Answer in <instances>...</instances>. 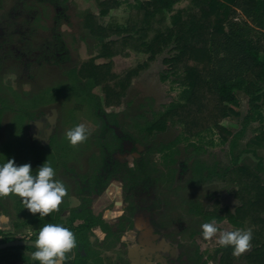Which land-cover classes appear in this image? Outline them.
Returning <instances> with one entry per match:
<instances>
[{
	"label": "rangeland",
	"instance_id": "1",
	"mask_svg": "<svg viewBox=\"0 0 264 264\" xmlns=\"http://www.w3.org/2000/svg\"><path fill=\"white\" fill-rule=\"evenodd\" d=\"M99 1L0 0V92L14 107L1 117L0 163L14 158L17 165L31 163L35 170L47 160L55 169L56 178L66 186V195L59 205L66 217L80 203L87 177L101 164L99 133L103 116L112 132L124 139L127 156L143 154L148 160L150 182L127 198L138 210L142 228L136 233L145 235L147 244L153 242L157 233L170 235L197 264H220V233L210 239L202 235L201 225L213 220L221 230L251 229L253 236L264 241V229L250 219L243 226L218 214L222 209L234 212L242 204L240 186L233 175L227 174L229 169L248 166L264 182V147L254 152L247 145L264 129V101L260 103L257 121L244 125L249 99L239 93L237 114L219 120L230 132L228 136L212 126L208 116L210 102L206 100L198 117L171 119L164 131L148 133L150 125L170 105L183 102L180 99L185 86L174 81L176 76L168 72L164 62L168 51L149 60L150 54L141 47L139 35L125 45L121 38L113 36L111 39L118 40L117 53L112 58L99 57L102 44L90 31V17L94 18L93 24L103 27L135 29L141 18L136 11L137 0H114L118 6L105 16L101 15ZM187 4L183 0L175 7ZM166 15L169 23L170 15ZM149 34L152 37L154 32ZM45 45L61 46L63 52L48 57L41 54ZM91 60L108 64L109 73L118 78L123 79L132 70L136 72L116 104L107 105L101 86L78 75L82 65ZM166 74L169 77L165 79ZM107 83L113 85L112 81ZM98 99L101 110L96 111ZM81 123L90 134L87 140L73 146L66 131ZM187 125L209 128L193 135L188 133ZM20 200L16 194L0 196V215L17 238L32 232L22 227L26 217ZM116 203L105 196L94 202L103 213L116 206L121 212L128 206L124 199ZM213 211L218 215H208ZM150 232L154 235L150 236ZM157 241L159 244L164 239L159 237ZM250 249L236 255L231 264H248L244 255ZM101 252L109 259L117 253ZM32 253H14L1 264H36Z\"/></svg>",
	"mask_w": 264,
	"mask_h": 264
},
{
	"label": "trees",
	"instance_id": "2",
	"mask_svg": "<svg viewBox=\"0 0 264 264\" xmlns=\"http://www.w3.org/2000/svg\"><path fill=\"white\" fill-rule=\"evenodd\" d=\"M182 1L137 0L136 11L141 18L136 29L133 26L103 27L93 24L94 18L90 17V31L101 41L99 57L115 56L118 40L111 39L113 36L121 38L122 44L125 45L135 40L134 35H139L141 47L150 54L149 60H154L157 55L168 51L169 56L164 62L168 66L169 74L176 76L174 81L185 86L180 99L183 102L170 105V109L150 125L147 129L148 133L164 131L166 122L171 119L185 121V115L198 117L203 113L206 100L210 102L208 116L212 126L228 136L230 132L220 123L230 115L237 114L235 110L240 106L239 93H244L249 99V110L244 118V125L257 121L256 116H260V103L264 101V0H187V6L176 9V4ZM99 6L101 15L105 16L111 8L118 6V2L100 0ZM167 13L170 15L169 23ZM150 32H154L152 37L149 36ZM2 47L0 43V70L3 59ZM58 52H63L61 46L53 48L51 45H45L41 54L55 57ZM135 74L136 72L132 70L123 79L118 78L109 73L108 64H95L94 60L84 63L78 72L81 78L101 86L102 91L105 92L107 105L117 103L128 87L130 78ZM168 77V74L164 76L165 79ZM109 81H112L113 85L108 84ZM98 100L96 111L101 110V99ZM6 110H14V107L0 92V121ZM207 128L209 126L197 129L187 125L188 133L193 135ZM103 132H112L104 120ZM223 139L226 140L227 137L224 136ZM247 145L254 152L263 148L264 129ZM144 165L139 171L142 181L148 177L144 172L146 169ZM135 173L136 171L132 169V174ZM227 174L233 175L234 181L240 186L242 204L234 212L222 209L219 213L213 211L208 215L220 214L243 226L250 219L253 224L264 229L262 178L248 166H234ZM19 203L24 205L22 199ZM87 206V201L83 198L81 206L71 210L67 219L62 218V212L59 213L58 210L40 218L39 213L33 214L24 207L26 220L22 226L33 229L31 240L37 238L40 227L46 223H59L71 229L75 234L77 245L66 255L70 258L73 250H78L80 246L83 250L77 254V258L72 261L68 259L66 263L88 264L86 246L89 230L93 226H98L107 233V236L113 233L112 228L100 219L92 218V222L89 223ZM121 225V228L117 227L122 230L127 227L133 228L131 217L126 218ZM111 227L117 229L116 226ZM16 239L17 237L10 231L0 229V244ZM250 248V251L244 255L245 261L248 264H264V241L253 236ZM28 251L34 252L35 248L16 247L0 250V264L9 261L14 253ZM217 254L221 255L220 264H231L236 259L232 246H221ZM36 264L39 262L36 261ZM188 264H197V262L188 256Z\"/></svg>",
	"mask_w": 264,
	"mask_h": 264
},
{
	"label": "flooded vegetation",
	"instance_id": "3",
	"mask_svg": "<svg viewBox=\"0 0 264 264\" xmlns=\"http://www.w3.org/2000/svg\"><path fill=\"white\" fill-rule=\"evenodd\" d=\"M2 44V42H0ZM3 48V47H2ZM3 67V59H2ZM1 67V68H2ZM102 119L106 122L105 117ZM107 124V122H106ZM49 125V124H48ZM47 126V124H46ZM49 127V126H47ZM110 127V126H109ZM124 139L115 134L114 132L99 133V146H100V160L101 164H98L97 169L94 170L83 184V192L80 193V203L69 210L68 215L64 217V211L58 208L59 213L62 212L61 217L67 219L70 216L71 210L78 208L82 204V199H86L88 208V220L92 222V218L100 219L105 222L109 228H112V235L107 236L102 229L98 226H93L87 234L88 244L86 246V252L88 253V264H131V256L135 260L145 261L144 264H188L189 254L181 249L180 244L172 239L170 235H160L157 233L153 242L147 244L145 242L146 236L137 235L142 227L139 225L137 208H134L132 204L128 203V197L134 195L140 188L146 187L150 182V173L148 171V160L143 154L136 156H127L125 151ZM144 165L145 173L148 177L144 181L140 180V169ZM132 169L136 171L132 174ZM124 194V198L122 196ZM107 197L111 200V203L117 204L118 199H124L125 204L128 206L119 212V208L116 206L113 211L103 213L96 206L94 202L101 197ZM133 211V215L131 212ZM67 212V211H66ZM131 217L133 228L127 227L126 229H120L121 224L124 223L126 218ZM0 218H4L0 215ZM4 220V219H3ZM6 220H4L5 222ZM7 225H0V229L10 231L8 222ZM130 224L129 222L127 223ZM111 226H119L113 228ZM28 228L31 232L29 236H21L14 241L19 240H31L33 235V229L28 226H22ZM128 232H134V237L131 240L125 239V235ZM154 232V231H153ZM154 234L150 232V236ZM164 236V237H163ZM143 237V238H141ZM159 237L164 239L163 242L158 244ZM11 241V242H14ZM8 243V242H7ZM167 243L169 244L167 246ZM3 244V243H2ZM138 246V248H136ZM176 247V248H175ZM16 248V247H12ZM73 250V253L69 260L77 258V254L81 253L82 247ZM9 249V248H8ZM104 253L117 252L115 257L109 259ZM142 256V258H140ZM67 264V263H66Z\"/></svg>",
	"mask_w": 264,
	"mask_h": 264
},
{
	"label": "clouds",
	"instance_id": "4",
	"mask_svg": "<svg viewBox=\"0 0 264 264\" xmlns=\"http://www.w3.org/2000/svg\"><path fill=\"white\" fill-rule=\"evenodd\" d=\"M89 131L84 124L66 131V138L73 145L87 140ZM67 192L62 180L56 178V171L46 160L33 170L31 163L17 165L15 159H7L0 163V196L18 195L31 213H39L40 218L46 217L58 210ZM6 219V218H5ZM205 239L220 233V246H232L233 254L239 255L250 249L253 234L251 229L237 228L232 231L221 230L216 221L201 225ZM34 241L33 260L39 264H66L70 253L77 245L75 234L71 229L59 223H46L40 227Z\"/></svg>",
	"mask_w": 264,
	"mask_h": 264
},
{
	"label": "water",
	"instance_id": "5",
	"mask_svg": "<svg viewBox=\"0 0 264 264\" xmlns=\"http://www.w3.org/2000/svg\"><path fill=\"white\" fill-rule=\"evenodd\" d=\"M12 247H33L34 248V241L19 240V241L0 244V250L12 248Z\"/></svg>",
	"mask_w": 264,
	"mask_h": 264
},
{
	"label": "crops",
	"instance_id": "6",
	"mask_svg": "<svg viewBox=\"0 0 264 264\" xmlns=\"http://www.w3.org/2000/svg\"><path fill=\"white\" fill-rule=\"evenodd\" d=\"M2 224L7 225L6 221L4 222L3 218H0V225H2ZM133 237H134V232H128L125 235V239H127V240L128 239L131 240ZM140 258H142V256ZM144 263H145V261L141 262L140 259L139 260H135L134 257L131 256V264H144Z\"/></svg>",
	"mask_w": 264,
	"mask_h": 264
}]
</instances>
